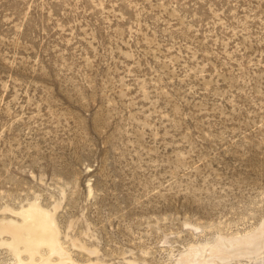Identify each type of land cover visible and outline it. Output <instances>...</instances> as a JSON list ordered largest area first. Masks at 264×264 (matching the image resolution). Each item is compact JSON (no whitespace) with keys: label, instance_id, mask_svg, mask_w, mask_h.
<instances>
[{"label":"rangeland","instance_id":"374dc122","mask_svg":"<svg viewBox=\"0 0 264 264\" xmlns=\"http://www.w3.org/2000/svg\"><path fill=\"white\" fill-rule=\"evenodd\" d=\"M33 204L78 264H264L211 254L264 223V0H0V264H60Z\"/></svg>","mask_w":264,"mask_h":264},{"label":"bare ground","instance_id":"6f19581e","mask_svg":"<svg viewBox=\"0 0 264 264\" xmlns=\"http://www.w3.org/2000/svg\"><path fill=\"white\" fill-rule=\"evenodd\" d=\"M18 213L23 216L24 223L12 224L14 226V231L12 232L14 242L11 244V247L15 253L18 252V246L23 244L33 258L36 253L39 252L40 248L46 245L49 247L52 254L58 255L60 264H78L71 260L69 257L70 255H68L60 244L59 234L53 220V215L41 210L37 204H33L30 209H23ZM9 223L14 222L10 221ZM5 227L6 226L1 229L4 230ZM261 242H264V223L258 229L257 233L249 237L237 239L228 243L219 241L217 245L212 248L211 254L213 257L223 259L232 255H238L244 251L258 250ZM46 262L47 261L43 260L39 264H47ZM19 264L35 263L32 261L24 263L19 258ZM194 264H214V262L212 260L205 262L194 260Z\"/></svg>","mask_w":264,"mask_h":264}]
</instances>
